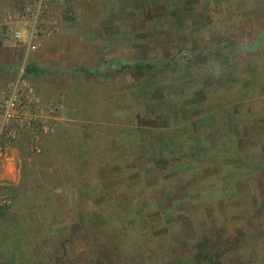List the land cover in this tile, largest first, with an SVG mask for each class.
Returning <instances> with one entry per match:
<instances>
[{"label": "rangeland", "instance_id": "1", "mask_svg": "<svg viewBox=\"0 0 264 264\" xmlns=\"http://www.w3.org/2000/svg\"><path fill=\"white\" fill-rule=\"evenodd\" d=\"M172 1H166L165 10L158 7L153 12L152 9L149 13L152 18L145 23L144 18L136 21L128 15L137 7L135 0H0V9L6 13L0 21V34L5 41L11 36L12 28L6 21L10 16L17 20L29 15L24 19L26 25L37 21L39 26L35 49L5 46L4 59L15 66L0 72V100L15 88L17 65H22L24 60L28 67L57 72L53 77H40L46 84L43 97L48 101L37 110L32 108L37 103L28 104L27 115H34L33 121L30 117L15 120L0 137V206L8 205L20 217L26 216L28 222L36 221L34 231L21 228L19 232L23 234L12 239L4 253L0 252V264L43 261L41 251L52 250L57 239L66 234L64 230L74 224L78 225L76 234L66 243L68 262L76 257L81 262L71 264L96 263L95 252L108 249L101 242L103 235L110 231L120 232L126 250L137 248L147 258L148 253L160 252L162 246L170 248L175 243L174 237L184 232L180 224L183 218H189L201 231L214 232L227 219L229 234L235 228L247 226V220L242 217L252 212L257 198L264 200V94L253 96L263 87L262 82L254 87L245 83L252 79L248 73L251 66L264 74V43L257 55L247 50L239 52L237 60L244 66L236 76L233 75L235 66L222 63L215 44L221 36L229 34L232 26L240 33L246 32L248 41L257 36L264 29V0H186L188 6L195 7L190 11L185 9V3ZM167 10L170 14L174 11L181 14L172 17ZM176 18L182 20L180 29L185 36L182 40L172 38L178 30L170 24H178ZM142 24L154 28L142 29L139 27ZM179 42L184 45L182 49ZM180 54L187 55L184 60L190 66L180 69L186 85H191L181 96L185 98L186 109L195 104L197 108L191 113L200 116L206 110L204 116L210 118L217 112L214 107L227 109L228 113L209 123L208 117H204L198 123L185 125L184 129L191 131L185 132L184 149H177L179 142L166 149L156 148L158 154L150 167L157 178L152 182L153 179H147L144 163L131 164L126 159L140 150L132 145L131 131L136 122L164 112L154 109L161 99L153 98L149 105L156 111L146 113L142 101L146 89L138 88L135 101L130 97V86L138 82L142 70L137 66L143 60L152 64L150 69L155 73L154 69H162L158 60L168 56L165 61L172 62ZM122 64L132 67L122 72ZM58 68L66 73L75 68L74 72L78 70L86 76L100 71L109 78L97 84L95 78L64 77L65 73ZM175 69L171 63L161 71L173 82L179 77ZM262 75L259 74V79ZM76 87L77 94L70 98L68 94L74 95ZM89 91L97 93L99 107L91 116L81 118L79 104L82 102L76 99ZM168 94L170 99H178L175 91ZM153 96L150 92L147 99ZM194 98L199 101L198 106L191 102ZM60 99L68 115V120L61 122L54 118L60 112L55 108ZM57 105L60 107L61 103ZM107 115L121 120L115 125L117 129H97L102 140L106 137L110 140L109 147L103 146L101 139H85L81 121L100 120L108 118ZM69 122L74 124L61 135L65 130L57 129L58 124ZM143 142L146 144V139ZM95 146H98L95 151L104 153L107 162L99 159L93 166H87V173L79 175L78 159ZM42 147L47 149L43 155ZM24 168L28 174L20 187ZM17 186L18 194L13 192ZM124 204L127 205L121 208L127 213L119 210L118 205ZM165 206L171 209L164 210ZM119 215L125 217L117 218ZM134 215H144L145 225L136 226ZM92 222L97 225H91ZM39 228L41 234L37 232ZM166 228L169 232L161 234ZM250 231L253 230L248 232L251 236ZM48 236L52 242L44 243ZM160 237L164 245L159 243ZM249 243L242 256L245 258H232L228 264H264V243ZM253 252L255 255H251ZM183 260L178 264L184 263Z\"/></svg>", "mask_w": 264, "mask_h": 264}, {"label": "trees", "instance_id": "2", "mask_svg": "<svg viewBox=\"0 0 264 264\" xmlns=\"http://www.w3.org/2000/svg\"><path fill=\"white\" fill-rule=\"evenodd\" d=\"M124 1H127V0H124ZM135 1L137 2L136 3L137 7L135 8L134 11L130 12L128 15L133 20H136V21L138 19L144 18L145 23H149L150 19L152 18V15L150 16L149 14L152 9H153V12H155V9L158 7H162L163 10H165L167 7L166 2H164V4L161 5V3H159L160 2L159 0H143V1L135 0ZM185 1L186 0H174L172 1V3L174 2L175 4H183V5L185 3L184 7L186 10H189V11L195 9V7L192 5H190L191 7L188 6V3H186ZM22 7L24 8L23 5ZM167 12L169 13V10H167ZM180 14L181 13L175 12V11L172 12L171 14L169 13V15H171L172 17L180 16ZM5 15L6 13L2 12L0 9V21L2 20V17ZM233 19L236 22V19L234 17ZM176 21L179 25L172 27L175 30H177L182 25L181 24L182 20L176 18ZM139 27L143 29L145 27L147 28L150 26H148L147 24H142V25H139ZM150 28L153 29L154 27H150ZM155 31L157 32L156 28H155ZM228 32L229 34H225L224 36H221L219 38V40L215 44V49L218 52V55L220 56V59L222 60L223 64H226V65L233 64L235 66L233 75L236 76L238 70L242 69V67L244 66L242 62L237 60L239 52L242 50H247L251 52L252 54L257 55L259 48L262 47L264 43V29H262L259 33H257V36L253 37L251 41H248L249 39L246 38V35H248L246 34V32L240 33L239 30L234 26H232V30L230 29V31ZM149 35H150V38L152 39L153 32L149 33ZM174 37L175 39L182 40L185 36L184 34L180 35L179 33H177L174 35ZM3 40L4 38L0 34V72L1 70L10 71V69H12V67L15 66V64L10 65V62H8V59H4L5 55H3V53H4L5 48L3 47ZM180 43L182 42H179L178 46L180 49H182L184 45ZM186 56H187L186 54L177 55V57L172 62H167L165 61L166 59L158 60L162 64V69L160 70L163 71L164 69H166V67L170 66L171 63L175 64L176 68L179 67L181 69V67H184V68L186 67L187 69H189L190 66L189 65L187 66L188 63L187 61L184 60ZM256 59L257 61L260 60V58H257V57ZM143 62L145 63V65L143 64ZM143 62H140L141 66L138 65L139 67L137 66V69L144 71V73H142L138 82H135L134 84L130 86V89L132 88L130 90L131 91L130 97L133 100H135L138 94V88L140 86H143L144 89H146V92L144 91L142 93L144 94V99L142 101L146 108V113L149 112L148 114H153L154 106L151 107L149 105L150 99L149 100L147 99L148 93H150V90L148 89V86H149L148 84L149 82H152V81L150 80L149 76L146 74L150 70V68L152 69L153 67L151 63L149 62L146 63V61L144 60ZM191 64L195 65V63H191ZM17 66H20V65H17ZM82 67L83 68L81 69L83 70L84 66ZM131 67L132 66L130 64H122L121 65L122 72H124V70L126 69H130ZM75 68H77V66H75ZM75 68L68 70L67 73L65 71H62L61 68H58V70H61L63 73H65V74H62L61 72V74L64 77L72 75L74 79L81 77V76L84 79L89 78L92 80L93 78H95L94 81L97 82V84L98 83L101 84L104 78H107V79L109 78L107 74L103 76V73H101L100 71L97 72L96 74L92 72L87 73V76H86L84 72L79 73L78 70L74 72ZM248 73L249 75H251L252 79H250V81H246L245 84L251 87H254V86H257L258 83L262 82L263 87H261V90L259 91V93H257V95H253L255 98H257L258 96H262L264 94V74L263 72H261L260 70H257L256 67L251 66L248 70ZM27 74L28 73L25 71L23 75H27ZM259 74L260 75L263 74L260 79L258 77ZM233 75H231V77H232V80L235 81V78L233 77ZM161 77H163L162 73L160 74L159 78ZM163 78H166V76L164 75ZM134 91L136 93H134ZM89 92L84 93L82 95H78L76 99L77 101L82 102V105L79 104L80 105L79 106L80 107L79 116L81 118H83V116H91V112H93V110L96 107H99V103H97L98 101L96 99L98 98L97 93H94L92 91H89ZM74 93H75L74 95L68 94V96H70V98L74 97L77 94V87ZM100 96H103V94L100 93ZM102 104L104 105V102H102ZM158 105L159 104L155 105V107L159 109ZM227 113H228L227 109L225 110L221 108V110H217V112L215 111L214 113H212V119H216L219 115L224 116L225 114L226 116ZM108 116L110 115H107L106 117ZM147 117L148 116H145L143 118H147ZM118 121H121V120H118L117 118L110 119L109 117L102 118L100 120L86 119L85 121H81V124H82L81 126L85 128L84 130L81 131V133L83 134L85 139H89L91 137L95 139H101L102 135L97 133L98 132L97 129H105V130L114 129L115 125L119 124ZM73 124L74 123L72 122H69L68 124L59 123L58 124L59 127L57 129L59 130L64 129L65 131L61 133V135H63V133H67V131L69 130L67 128H69V126ZM132 125H135V124H132ZM91 129L92 131H89ZM94 130H97L96 133L94 132ZM131 132L133 134L132 145L133 146L135 145L140 149L145 147L144 146L145 143L143 142V140L145 141L146 139L147 141L150 142V139L154 138V135L162 134V132L152 133L150 130H147L146 128L136 127V126L132 127ZM109 141L110 140H108L107 137L105 139L103 138L102 145L109 147ZM147 141H146V146L156 147L155 146L156 142L154 143L150 142L148 145ZM158 145H160V141ZM96 147L98 146H95L93 149H90L88 152L81 155L80 159H78V162H80V167H81L79 175L87 173L89 169L87 168V166H93L92 164H95L97 160L100 159V162H103V163L106 161L105 156L103 155L104 153L95 151ZM40 150H41L42 155L47 153V149H45V147H42ZM27 174L28 173L26 172L24 168L22 171L21 185H19L20 187L25 183V178ZM70 180H73V178L70 177ZM19 186L13 187L14 188L13 192H15L16 194H18ZM7 189H9V187L6 188V190ZM16 200L17 198L15 196V201ZM126 205L127 204L118 205L119 210L127 213L128 211L125 208H121V206H126ZM133 206L136 207L137 205L133 204ZM253 206L254 207L251 212L252 214L249 211V213L246 216L242 217L245 220H247L248 222L247 226L243 228L242 227L235 228L234 232H232L231 234H229L227 231V224L229 222L228 221L229 219H227V221L221 224L220 226L216 227L214 229V232L201 231L200 229L197 228L196 225H192L193 222L190 219H182L181 225L185 228V231L181 233L180 235H178V237H174L176 244L174 243L173 245H171L170 248H166L162 246V249H160V252H156V253L152 252L150 254L148 253L149 257L147 258L145 257L144 252L137 250V248H132V250H126L124 248L125 241L122 238H120V232L119 233L114 232L113 237L117 241V245L115 246L112 245V247H109L108 249L103 250L102 252L96 251L95 254L97 255V259H96V263H93V264H168L170 262H175L176 260L181 261L182 260L181 258L184 255L186 257L185 259H189L188 262L190 264H228L231 260H233L232 258H245L242 256L244 253L247 252V249L250 247L249 242L252 241V244L253 243H264V200H261V198H257L255 202L253 203ZM144 208L146 207L144 206L143 209ZM132 209H134L135 211V208H132ZM19 214L20 213L11 211L10 206L8 205L0 206V252L1 253L5 252L6 245L9 244V242H11L12 239L16 238L20 234H23L19 232L21 228H25L27 232L34 231L33 227L36 221L34 220L32 222H28L26 216L20 217ZM144 214H148V213L144 211ZM134 216H135L134 220H135L136 226L139 225L141 227L142 225H145L144 215H141L142 218L140 217V215L139 216L134 215ZM120 217H125V215H119L117 218H120ZM38 224H40L39 219L37 220V225ZM94 224L96 223L92 222L91 225H94ZM77 226H78L77 224H74L70 226L69 228L65 229L66 231L64 230L63 233H66V234L62 235L61 237L57 239L56 243H54L52 250L50 251L42 250L41 254H42V257H44V260L41 261L40 259V261H38L37 264H71L72 262L74 263V262H77L78 260L81 262L80 257L78 258L76 257V259L74 260L72 259V261L68 262V258H69L68 253H67L68 247L66 245V243L70 242L71 240L70 238H72V236L76 234L75 229ZM86 227H88V225ZM94 229L96 230L97 226H95ZM249 230H253V231H250L251 236L248 233ZM167 231L169 232L168 229H165L161 234L166 233ZM37 232L38 234L39 233L41 234V228H39ZM52 240L53 239L49 238L48 236L44 238L43 242L44 243L52 242ZM159 243H162L164 245L165 242L163 240V237L159 238ZM138 249L140 248L138 247ZM252 249H253V246H252ZM252 254L255 255L254 252L251 253V255ZM45 257H46V260H45ZM252 257H255V256H252ZM168 260H172V261H168ZM89 264H92V263L90 262Z\"/></svg>", "mask_w": 264, "mask_h": 264}, {"label": "crops", "instance_id": "3", "mask_svg": "<svg viewBox=\"0 0 264 264\" xmlns=\"http://www.w3.org/2000/svg\"><path fill=\"white\" fill-rule=\"evenodd\" d=\"M159 1H160L159 3H161V5H162V4H164V2H166L168 0H159ZM135 3H136V1H135ZM166 4H167V2H166ZM25 17H30V16L29 15L28 16L27 15L21 16L17 20L16 19L12 20L11 16L9 18H7V20H6L7 24H9V26H10V28H12V30H11V36L8 37L9 39L7 38L6 41L4 40V42H3L4 48L6 46V47L12 48V49L20 48V47H22L24 49V48H28L31 42L33 44L35 43L37 36L34 33H35L36 29L39 28L38 23H37V21H30L29 22L30 24L28 26V25H26V22L24 21V19H26ZM172 25L176 26L178 24L171 23L170 26H172ZM180 28H181V26L177 29L178 30L177 33L183 34V32ZM18 31L21 32L20 37L16 36V32H18ZM48 35H49V33H48ZM172 38L175 39L174 36H172ZM29 50H31V49H29ZM165 58L166 57H164V59ZM167 58H169V57L167 56ZM167 58H166V60H167ZM46 60L47 59H45V61ZM167 62H171V61H167ZM45 63L47 64L48 61H46ZM26 64H27V62H26V60H24L23 64L18 67V73H17V76L13 82L15 84V87L16 86H17V88L19 87L18 89L21 93V97L24 99V101L27 104L37 103L34 107H32L34 110L35 109L37 110V109L42 108L43 103L48 101V99H46V97L45 98L43 97L44 92L46 90V86H45L46 84L44 83V81H42V79H40V77H42L44 75L52 77L53 75H55L53 73H57V72L48 71L46 69H40V68L36 69L33 67H28V65H26ZM173 65H175V64H173ZM32 66H34V65H32ZM42 67H45V66H42ZM178 68H176L175 70L179 71V77L177 79H174L173 82H171V79L163 78L165 74H163L161 70L156 71L154 69L155 73H153L150 69L146 73L149 76L150 80L152 81V82H149V84H148L149 85L148 89L150 90V92L154 93V96L150 99L151 102H153V98L161 99V102H157L159 104L158 105L159 109L154 108V107L153 108L158 109V112L163 111L164 113L161 114L160 116L154 115L153 117H147L146 119L143 118V120L141 122L139 120L136 122L137 123L136 127L146 128L147 130H150L152 133L162 132V134L154 135L155 139L154 138L150 139V142H153V143L156 142L155 146L156 147H161V146L165 147L163 149L168 148L169 145H171V144L176 145V144H178V142L180 144L178 145L179 147H177V149L178 150L184 149L185 148V146H184L185 141L187 140V136H185V132L191 131V129H189V128H187V131H186V129H184L185 125H190L191 123H193L195 121H196V123H198L199 119H203L204 117H208V118H206L208 120V123L211 120H213L212 117L210 118V116H204V115H206V112H207L206 110L204 111L203 115H200V116H196L195 114H193L194 112L191 113V111H194L195 108H197V107H195V104L189 106L186 109L185 98H183L181 96L185 92V89L187 87H190L191 85L190 86L188 84L186 85V78H185V76L181 77L182 73L180 71V68H179V70H178ZM169 70H170V68H169ZM25 71L28 73L27 75H23ZM142 73H144V71H142ZM160 73L163 74V77H161V78H159ZM141 75H140V77H141ZM155 75H157L156 78L154 77ZM140 77H139V79H140ZM134 83L135 82H133V84ZM193 83L195 84V83H197V81L194 80ZM172 91H175L178 94V99H176V100L170 99L171 97L168 93H170ZM164 98H165V101H164ZM199 100H200V102L202 101V99H199ZM51 101H53L52 98H51ZM191 102H196L195 98ZM198 102L199 101L196 102V104H197L196 106L199 105ZM57 103H61L60 107H58ZM29 107L30 106L28 105L27 108H29ZM50 107H53V103L50 105ZM56 107L59 108L60 112H58V114L54 118L60 122L64 121V120H68V115H67V112L64 110L65 106H64V104H62L61 99H60V101L56 102L55 108ZM214 109L218 110L219 108L214 107ZM167 110H169L168 114L166 113ZM155 111L156 110H154V112ZM27 112H26L25 120H27V117L32 118L34 116L31 113H29L27 115ZM181 133L184 135H182ZM159 141H160V145H158ZM167 141L169 144L166 143ZM150 142L147 141V144L149 145ZM144 146H146V144H144ZM156 147L146 146V147L140 149L143 152L140 150L138 153L134 152L129 158L127 157V159H126L127 160L126 162H128V163L130 162L131 164H135L134 162H136V161H139L140 162L139 164L144 163L146 168L148 169V171L146 172L147 173V179L148 180L153 179V180H151L152 182H155L154 179L157 178L154 171H152V167H150V165L152 164V160H154L156 155L158 154ZM145 148H147V150H144ZM193 149H194V147L191 150H193ZM153 151H155V152L152 153ZM130 170H131V168H130ZM165 209L170 210L171 208L170 207L167 208L165 206L164 210ZM141 218H142V216H141ZM183 219H189V218H183ZM180 224H181V221H180ZM183 228L184 227L182 226V229ZM183 231H185V228L183 229ZM113 235H114V231H110V232L106 233L105 235H103L104 238L102 239L103 242H101V244L102 245L103 244L108 245L106 248L112 247V245L113 246L117 245V241L115 240ZM96 247H100V246L98 245ZM184 258H186L185 255L181 259L183 260ZM183 261H184V263H182V264H188L189 263L188 262L189 260H187V259H184ZM178 262L179 261L176 260L175 262H171V263H173V264L177 263L178 264ZM168 264H170V263H168Z\"/></svg>", "mask_w": 264, "mask_h": 264}, {"label": "built area", "instance_id": "4", "mask_svg": "<svg viewBox=\"0 0 264 264\" xmlns=\"http://www.w3.org/2000/svg\"><path fill=\"white\" fill-rule=\"evenodd\" d=\"M34 34L38 35V29H36ZM16 36L20 37L21 32H16ZM28 48L35 49L36 46L31 42ZM27 107L28 104L22 100L17 86L5 98L0 100V137H2L13 121L25 119ZM30 119L33 121L32 118Z\"/></svg>", "mask_w": 264, "mask_h": 264}]
</instances>
